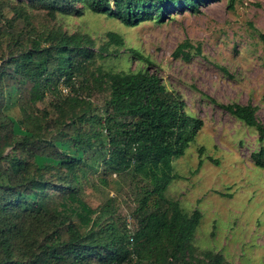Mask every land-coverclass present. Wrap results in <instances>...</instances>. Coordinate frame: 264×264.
I'll return each instance as SVG.
<instances>
[{"label": "trees", "instance_id": "trees-1", "mask_svg": "<svg viewBox=\"0 0 264 264\" xmlns=\"http://www.w3.org/2000/svg\"><path fill=\"white\" fill-rule=\"evenodd\" d=\"M208 1L0 0V264H243L200 250L202 211L187 212L166 194L179 176L174 157L204 120L150 67L104 65L126 47L119 32L99 43L56 22L89 10L136 25ZM190 47L185 40L174 54L188 59ZM126 51L152 63L136 48ZM47 98L51 106L40 107ZM218 103L264 139L257 105ZM251 158L264 167V145ZM99 174L130 187L131 213H118L112 197L90 203L87 188Z\"/></svg>", "mask_w": 264, "mask_h": 264}, {"label": "rangeland", "instance_id": "rangeland-1", "mask_svg": "<svg viewBox=\"0 0 264 264\" xmlns=\"http://www.w3.org/2000/svg\"><path fill=\"white\" fill-rule=\"evenodd\" d=\"M36 13L38 20H48ZM56 22L70 31L89 32L99 43L109 30L119 32L127 48L104 65L126 71L150 67L181 94L190 114L204 120L185 153L174 157L179 176L166 194L179 199L187 212L202 211L195 240L200 250L213 248L237 263L264 264V167L251 158L264 139L218 103L251 102L264 122V0H209L197 10L173 11L163 21L136 25L89 10L60 15ZM185 40L192 44L188 59L174 54ZM131 47L152 63L126 51ZM100 96L93 99L100 101ZM50 103L47 98L39 106ZM99 175L87 188L90 203L97 206L112 197L118 213H131L136 204L130 187L115 175ZM127 221L133 224L132 217Z\"/></svg>", "mask_w": 264, "mask_h": 264}]
</instances>
